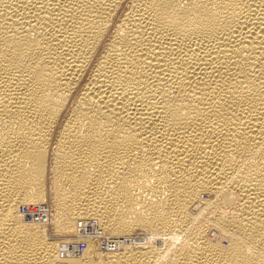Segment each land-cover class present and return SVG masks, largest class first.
<instances>
[{"label":"bare ground","instance_id":"obj_1","mask_svg":"<svg viewBox=\"0 0 264 264\" xmlns=\"http://www.w3.org/2000/svg\"><path fill=\"white\" fill-rule=\"evenodd\" d=\"M0 264H264V0H0Z\"/></svg>","mask_w":264,"mask_h":264},{"label":"rangeland","instance_id":"obj_2","mask_svg":"<svg viewBox=\"0 0 264 264\" xmlns=\"http://www.w3.org/2000/svg\"><path fill=\"white\" fill-rule=\"evenodd\" d=\"M204 197H205V199L207 198L206 195H205ZM69 215H70V213H68V212H66V213L64 214L65 217H69ZM88 227H89V226H88ZM88 227L86 228V231H85L86 234H87V231H88V230L90 231V229H88ZM89 228H90V227H89ZM89 231H88V233H89ZM224 240H225V239H224ZM224 240L221 239V244H222V245L224 244V246H225V244H227V242H225L226 240H225V241H224ZM104 257H105V256H103V259H104ZM95 258H96V259H95ZM98 258H99V257H97V256H95V257L93 256L92 259L95 261V260H97ZM105 258H106V257H105ZM95 262H96V261H95ZM104 262L107 263V261H104Z\"/></svg>","mask_w":264,"mask_h":264},{"label":"built area","instance_id":"obj_3","mask_svg":"<svg viewBox=\"0 0 264 264\" xmlns=\"http://www.w3.org/2000/svg\"><path fill=\"white\" fill-rule=\"evenodd\" d=\"M36 218L38 219L39 216L36 217ZM90 225H91V224H90ZM88 229H89V227H88ZM107 241H108V238L105 237L104 240H103V242H107ZM125 242H126V243H130V240L126 238V239H125ZM99 260H100V259H97V260H95V261L98 262ZM91 261H92V262H95L93 259H92ZM103 261H107V258L104 257Z\"/></svg>","mask_w":264,"mask_h":264}]
</instances>
